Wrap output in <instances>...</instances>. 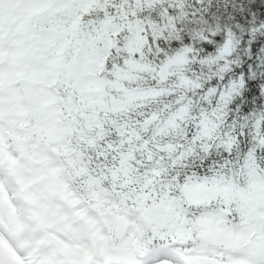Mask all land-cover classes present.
<instances>
[{
    "label": "snow or ice",
    "instance_id": "obj_1",
    "mask_svg": "<svg viewBox=\"0 0 264 264\" xmlns=\"http://www.w3.org/2000/svg\"><path fill=\"white\" fill-rule=\"evenodd\" d=\"M0 264H264V0H0Z\"/></svg>",
    "mask_w": 264,
    "mask_h": 264
}]
</instances>
